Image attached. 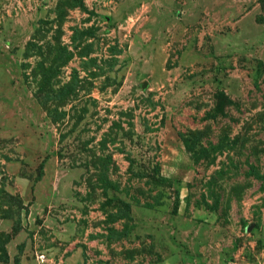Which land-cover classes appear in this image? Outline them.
Instances as JSON below:
<instances>
[{"label": "rangeland", "instance_id": "374dc122", "mask_svg": "<svg viewBox=\"0 0 264 264\" xmlns=\"http://www.w3.org/2000/svg\"><path fill=\"white\" fill-rule=\"evenodd\" d=\"M0 264H264V0H0Z\"/></svg>", "mask_w": 264, "mask_h": 264}]
</instances>
